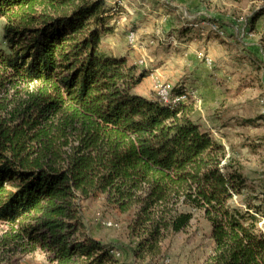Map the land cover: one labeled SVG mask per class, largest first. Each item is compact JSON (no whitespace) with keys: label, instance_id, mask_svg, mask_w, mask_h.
<instances>
[{"label":"trees","instance_id":"trees-1","mask_svg":"<svg viewBox=\"0 0 264 264\" xmlns=\"http://www.w3.org/2000/svg\"><path fill=\"white\" fill-rule=\"evenodd\" d=\"M0 19V76L35 85L0 100L1 223L53 264H123L81 233L83 202L102 197L128 215L142 261L200 212L212 242L204 264H264V193H245L190 96L169 107L136 94L147 73L103 49L115 33L104 0H0Z\"/></svg>","mask_w":264,"mask_h":264},{"label":"crops","instance_id":"crops-1","mask_svg":"<svg viewBox=\"0 0 264 264\" xmlns=\"http://www.w3.org/2000/svg\"><path fill=\"white\" fill-rule=\"evenodd\" d=\"M105 4L115 31H126L125 26L133 24L138 38L128 55H113L124 56L130 64L146 71L143 81L153 84L157 78L169 82L173 90L182 87L187 97L190 89L195 102L194 119L202 129L199 118L206 124L205 115L215 103H252L264 92V12L258 13L264 8V0H225L229 11L219 30L209 22L211 15L202 0H105ZM199 13L208 15V21ZM204 24H214L212 32L219 38L198 29ZM130 28L128 31L134 30ZM201 53L210 64L198 58ZM134 58L137 62L132 61ZM140 60L144 65L137 64ZM146 87L134 91L152 98ZM261 109L264 114V107Z\"/></svg>","mask_w":264,"mask_h":264},{"label":"rangeland","instance_id":"rangeland-1","mask_svg":"<svg viewBox=\"0 0 264 264\" xmlns=\"http://www.w3.org/2000/svg\"><path fill=\"white\" fill-rule=\"evenodd\" d=\"M202 5L211 15L210 23H215L219 27L214 24L209 26L204 24L203 28L198 29L203 30L206 35L219 38L212 32L211 25L217 29L225 25V16L229 11L225 0H202ZM4 23L5 20L0 19V48L3 50L5 49L2 40ZM132 25L128 23V26H125L126 31L118 29L114 34L104 37L103 49L116 55H128L138 41ZM129 28L134 30L128 31ZM130 32L134 34L133 43H128L127 40ZM154 52L158 54L159 61L158 48ZM132 61L137 62L135 58ZM137 64L144 65V61L140 60ZM136 67L138 70L141 69L140 66ZM159 81L155 78L151 84L150 80H145L138 86V89L142 90L143 86H147L146 91L152 97L156 95L159 100L157 90L153 89ZM0 82L6 83L0 91V100L4 103L6 102L4 99L24 100L35 89L34 84H25L21 81L14 80L7 84L3 76H0ZM164 88L168 90L169 96H175V89L173 90L169 82L164 81ZM187 90L190 97H193L192 91ZM181 96H185L183 102L187 101L186 95ZM263 96L264 92L254 98L252 103L239 102L238 105L232 103L227 105L226 100H224L226 103L223 102L221 106L215 103L214 108L210 109L207 116L205 115L206 124L202 118H199L204 125L203 129H211L214 133H211L213 137L225 146L229 156L240 165L248 187L245 193L248 195L264 193V117H262L260 104ZM175 98L170 97L169 100L172 101ZM217 107L219 108L216 109ZM81 210L83 220L81 233L113 249L111 254L123 264H204L212 246L209 226L202 214L195 212L189 226L184 231L168 237L162 243L160 255L142 261L132 256L136 240L130 237L127 229L130 221L128 215H120L108 208L102 197L83 202ZM19 234L21 232L18 226L12 227L0 222V264H53L49 260L48 252L38 245L28 244Z\"/></svg>","mask_w":264,"mask_h":264},{"label":"bare ground","instance_id":"bare-ground-1","mask_svg":"<svg viewBox=\"0 0 264 264\" xmlns=\"http://www.w3.org/2000/svg\"><path fill=\"white\" fill-rule=\"evenodd\" d=\"M128 37H131V42H133L134 34L130 32ZM156 87H159V83H157ZM156 90H157V95H158L159 100L161 101V103H163L164 105H167L169 107H176L179 103L183 102V100L185 99V96H181V97H178V98L176 97L175 99L170 101L169 98H167L166 96H164V94H162L161 89H156ZM263 100H264V98L261 100V102H263Z\"/></svg>","mask_w":264,"mask_h":264},{"label":"built area","instance_id":"built-area-1","mask_svg":"<svg viewBox=\"0 0 264 264\" xmlns=\"http://www.w3.org/2000/svg\"><path fill=\"white\" fill-rule=\"evenodd\" d=\"M198 15L200 17L204 18V19L205 18H209V16H206L205 14L199 13ZM127 40H128V43H133V42H131V37H127ZM198 58L203 59L208 64L211 63V61L206 57V55L204 53L199 54L198 55ZM153 89H161L162 94H164V96H166L167 98L174 97V96H169L168 95V90L167 89H164V81H161L160 80L159 81V87H153ZM260 103H261V106L263 107L264 106V100H263V102H260Z\"/></svg>","mask_w":264,"mask_h":264}]
</instances>
